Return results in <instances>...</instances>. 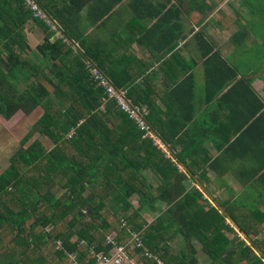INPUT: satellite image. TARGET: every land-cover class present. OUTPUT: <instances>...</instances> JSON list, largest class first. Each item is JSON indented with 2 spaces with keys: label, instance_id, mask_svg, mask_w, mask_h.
<instances>
[{
  "label": "trees",
  "instance_id": "obj_1",
  "mask_svg": "<svg viewBox=\"0 0 264 264\" xmlns=\"http://www.w3.org/2000/svg\"><path fill=\"white\" fill-rule=\"evenodd\" d=\"M36 2L62 34L26 0H0V117L43 109L0 173V264H96L95 254L110 255L109 236L126 245L133 232L144 247L129 248L131 257L153 255L138 264H159L154 256L198 264L197 246L208 264H264V239L253 238L262 230L231 210L228 223L226 210L188 188L177 163L93 78L91 61L105 68L92 46L82 43V51L71 42L67 15L54 0ZM29 26L44 33L36 48ZM136 91L130 87L128 97L140 106Z\"/></svg>",
  "mask_w": 264,
  "mask_h": 264
},
{
  "label": "crops",
  "instance_id": "obj_2",
  "mask_svg": "<svg viewBox=\"0 0 264 264\" xmlns=\"http://www.w3.org/2000/svg\"><path fill=\"white\" fill-rule=\"evenodd\" d=\"M54 1L76 48L93 47L105 70L90 65L125 92L188 188L264 239V0Z\"/></svg>",
  "mask_w": 264,
  "mask_h": 264
},
{
  "label": "built area",
  "instance_id": "obj_3",
  "mask_svg": "<svg viewBox=\"0 0 264 264\" xmlns=\"http://www.w3.org/2000/svg\"><path fill=\"white\" fill-rule=\"evenodd\" d=\"M28 5L34 11L35 16L39 18H47L44 11L41 9L40 5L35 0H26ZM90 70L94 79L99 81L100 85L106 89L108 98L116 99L119 106L127 112L133 119H135L138 123V126L141 130L146 131L147 134H150V128L144 118L139 114L138 110L132 106L128 100L126 99L125 92L116 90L107 78L96 68H93L90 65ZM133 240L126 245H119L114 241L112 236L108 237V243H113L114 246L109 252L110 255H106L105 253L95 254L98 258L96 264H138V258L142 255L152 257L147 249H145L141 254L137 255V257H131L128 249H137L144 247L143 240L139 233L133 232ZM155 259L158 260L159 264H163V261L159 259L157 256H154ZM80 264V263H76Z\"/></svg>",
  "mask_w": 264,
  "mask_h": 264
},
{
  "label": "rangeland",
  "instance_id": "obj_4",
  "mask_svg": "<svg viewBox=\"0 0 264 264\" xmlns=\"http://www.w3.org/2000/svg\"><path fill=\"white\" fill-rule=\"evenodd\" d=\"M45 19L47 20L48 18ZM33 31H35V33H32ZM26 34L33 48H36V46L43 41L44 33L39 27L33 30L29 26L26 30ZM42 113L43 109L40 107L30 115L25 114L23 111H19L10 120L0 117V173L10 165V157L18 148L21 140L26 136L29 126L34 124L41 117ZM41 140H43L46 147H52V142L48 138L41 137ZM153 216V214L145 215L148 222L153 221ZM174 245L179 249V241H175ZM197 248L199 250L197 255L199 259L198 264H208L210 260L200 251V246H197ZM76 263L77 262L74 264Z\"/></svg>",
  "mask_w": 264,
  "mask_h": 264
},
{
  "label": "water",
  "instance_id": "obj_5",
  "mask_svg": "<svg viewBox=\"0 0 264 264\" xmlns=\"http://www.w3.org/2000/svg\"><path fill=\"white\" fill-rule=\"evenodd\" d=\"M41 7V6H40ZM41 9L44 11V13H45V15H46V17L53 23V24H56V22L52 19V17L41 7ZM57 25V24H56ZM57 27L60 29V27L57 25ZM61 30V29H60ZM62 32V31H61ZM69 39V38H68ZM70 40V39H69ZM71 42H73L72 40H71ZM74 43V42H73ZM74 46L76 47V45H75V43H74ZM118 92H119V90H118ZM167 149H169V148H167Z\"/></svg>",
  "mask_w": 264,
  "mask_h": 264
}]
</instances>
